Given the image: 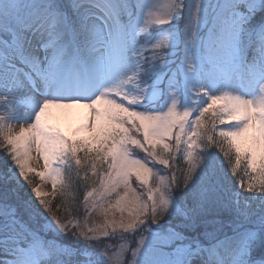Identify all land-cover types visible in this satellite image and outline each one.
<instances>
[{
    "label": "snow or ice",
    "instance_id": "6c2138e0",
    "mask_svg": "<svg viewBox=\"0 0 264 264\" xmlns=\"http://www.w3.org/2000/svg\"><path fill=\"white\" fill-rule=\"evenodd\" d=\"M0 264H264V0H0Z\"/></svg>",
    "mask_w": 264,
    "mask_h": 264
},
{
    "label": "rangeland",
    "instance_id": "374dc122",
    "mask_svg": "<svg viewBox=\"0 0 264 264\" xmlns=\"http://www.w3.org/2000/svg\"><path fill=\"white\" fill-rule=\"evenodd\" d=\"M85 111L86 110L81 109V111L72 119L71 123L67 125L68 127L65 130H70L72 127H75L73 125H75V123L77 122H80V120L82 119V114ZM59 126L62 127L61 125ZM31 166L33 168H36L38 171H43V161L42 160L39 163H36L35 161H33ZM37 183H38V186L41 188V191L46 192V193L52 192V185L50 181H43V182L37 181Z\"/></svg>",
    "mask_w": 264,
    "mask_h": 264
},
{
    "label": "bare ground",
    "instance_id": "6f19581e",
    "mask_svg": "<svg viewBox=\"0 0 264 264\" xmlns=\"http://www.w3.org/2000/svg\"><path fill=\"white\" fill-rule=\"evenodd\" d=\"M56 112V119L55 123L58 125H61L64 129H66L72 119L81 111L80 108H75V109H64V110H54ZM79 122L75 123L76 126Z\"/></svg>",
    "mask_w": 264,
    "mask_h": 264
},
{
    "label": "trees",
    "instance_id": "16d2710c",
    "mask_svg": "<svg viewBox=\"0 0 264 264\" xmlns=\"http://www.w3.org/2000/svg\"><path fill=\"white\" fill-rule=\"evenodd\" d=\"M58 199V198H57ZM56 202V200L54 199V203Z\"/></svg>",
    "mask_w": 264,
    "mask_h": 264
}]
</instances>
